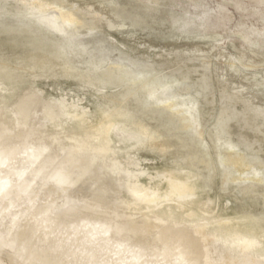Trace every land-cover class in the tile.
I'll return each instance as SVG.
<instances>
[{
    "label": "bare ground",
    "instance_id": "obj_1",
    "mask_svg": "<svg viewBox=\"0 0 264 264\" xmlns=\"http://www.w3.org/2000/svg\"><path fill=\"white\" fill-rule=\"evenodd\" d=\"M30 13L19 15L27 28L22 30L30 32L35 29L47 39L55 40V48L49 52L55 58L63 59L59 62L62 68L58 74L78 77L83 83L89 82L88 87L95 88L97 92L95 103L103 100L102 95H98L102 92L98 90L101 82L91 76L89 72L92 69L74 63L75 58L67 47L70 38L79 33L77 25L80 22L65 13L58 16ZM15 30L18 28L14 26L0 27V32L11 34ZM57 36L64 43L58 42ZM43 51L45 48L41 50L44 54L40 52L36 60L38 71H42L54 58L47 57V52ZM7 66L13 67L8 60L0 59V255H10L23 264H49V257L61 259L79 252L86 253L91 259L87 263L84 257L82 264H264V229L255 225V217L214 219L205 215L200 207L203 189L199 185V177L194 176L191 170L177 164L179 170L172 168L168 171L165 186L147 185L148 189L158 190L150 197L148 193L138 194L135 187L119 182L114 178L113 170L111 179L102 181L103 176L107 177L105 168L108 167L93 165V158L119 159L125 163L137 161V155L132 150L141 147L166 151L167 147L159 141L162 138L159 131L137 115L141 113L146 117L150 113L155 117V113H165L169 117V123L164 122L167 132L178 136L179 132L187 131L193 142L196 151L188 155L191 165L194 166L192 159H195L209 168L206 156L210 152L208 144L202 139L203 130L199 128L198 101L195 97L184 95L187 87L184 94L175 90V85H181V81L168 77L169 80L162 75L151 77L152 71L148 68H134L126 76L130 68L119 65L118 76L121 80H128L129 91L142 86L140 91L143 96L139 97L140 104L134 106V110L128 106L127 96H123L121 99L114 98L112 108L102 109L100 117L91 127L86 114L78 115L70 111H67L70 120L65 119L55 125L41 124L35 120L36 117L30 123H23L14 103L25 85L7 81ZM83 69L88 73L84 75ZM29 87L32 88L33 84ZM225 117L221 115L218 119V138L222 134L228 136ZM178 137L182 141L181 146H188L181 136ZM231 142L224 141L223 145L235 149L237 143ZM245 144L246 148L251 147V144ZM244 155L234 156L218 150L224 183L237 180L264 182L263 168L254 167L253 161ZM246 166L251 167L249 173L243 169ZM130 170L127 167L120 169L124 178H128ZM136 172L142 177L147 170ZM51 183L52 191L57 193L53 195L49 191L48 196L55 197L48 199L39 190L42 185L49 186ZM110 183L117 191L116 196L105 193V187H112ZM92 187L97 192L88 198L97 207L74 196L76 189L89 191ZM245 188L251 187L246 185ZM122 192L125 199L118 198ZM59 197L63 199L59 200ZM168 206L172 209L168 210ZM85 233L94 235L87 241L81 238H86L82 236ZM68 236L74 237L80 244L96 243L90 249L79 250L68 242ZM52 247L61 254L50 256ZM124 250L132 253L116 263L119 260L112 253ZM109 255L111 260L102 258ZM7 262L1 256L0 264Z\"/></svg>",
    "mask_w": 264,
    "mask_h": 264
},
{
    "label": "rangeland",
    "instance_id": "obj_2",
    "mask_svg": "<svg viewBox=\"0 0 264 264\" xmlns=\"http://www.w3.org/2000/svg\"><path fill=\"white\" fill-rule=\"evenodd\" d=\"M30 12L39 15L65 13L80 22L77 25L79 33L70 38L67 47L75 58L74 63L92 69L89 72L91 76L101 82L98 90L102 92L98 95H102L103 100L95 103L97 92L95 88L88 87L89 82L58 74L62 68L59 62L63 59H57L49 52L55 48V40L47 39L35 29L30 32L22 30L27 28L19 15ZM11 26L18 30L11 34L0 32V59L13 65L5 68L7 81L25 85L14 103L23 123H30L36 117L35 120L41 124L55 125L65 119L70 120L67 114L70 111L86 114L91 127L102 109L112 108L114 98L123 96H127L128 106L134 110V106L140 104L139 97L143 96L142 86L129 91L128 80H121L118 76L119 65L130 68L126 76L134 68H148L152 71L151 77L176 78L181 85H175V90L182 94L186 90L185 96L195 97L198 101L199 128L203 130V141L208 144L210 155L206 159L210 167L195 159H192L194 166L191 165L188 155L196 151L193 142L187 131H181L178 136L188 145L183 147L177 135L167 132L164 125L169 121L167 114L155 113L153 117L149 113L145 117L137 113L159 131L162 135L159 141L167 147L166 151L149 147L134 149L132 152L137 155V161L126 163L119 159L93 158V165L108 167H104L108 174L102 177V181L111 179L113 170L114 178L119 182L135 187L138 194L148 193L153 197L158 190L148 189L147 185L165 186L168 171L179 164L178 167L191 170L194 176L199 177L198 182L203 189L200 207L205 215L214 219L251 216L255 217V225L264 229V182L237 180L224 183L223 168L217 157L218 150L234 156L245 154L253 161L254 167L264 171V0H0V27ZM56 38L64 43L60 36ZM42 48H45L43 52H47V57L54 58L42 71H38L36 60ZM81 71L84 75L88 73L84 69ZM176 87H180L179 90ZM220 114L226 115L228 136L220 134L218 138ZM224 141L237 143V146L228 149L223 145ZM246 142L252 148H246ZM121 167L132 169L128 178L121 174ZM249 168L243 167L246 173L250 172ZM139 169L147 170L146 175L139 177L136 172ZM235 175L238 176L237 173ZM110 184L112 187H105V193L116 196L117 191ZM246 185L251 188L246 189ZM41 187L39 192L43 196H48L49 191L53 195L57 193L52 191V183ZM96 192L94 187L89 191L76 189L74 196L97 207L88 198ZM54 197L48 196V199ZM118 198L125 199L124 192ZM167 209L172 208L168 206ZM93 235L85 233L82 236L86 238H81L89 241ZM67 239L79 250L90 249L96 243L80 244L71 236ZM51 249L50 256L61 254L58 249ZM81 253L61 259L49 257V264H82L87 255ZM131 253L124 250L112 254L119 260L116 263H120ZM1 256L8 264H23L10 255L2 253L0 259ZM102 258L112 259L111 255ZM86 261L88 263L91 259Z\"/></svg>",
    "mask_w": 264,
    "mask_h": 264
}]
</instances>
